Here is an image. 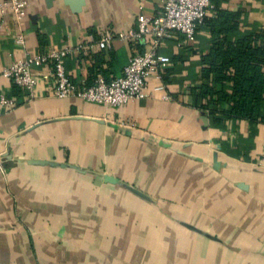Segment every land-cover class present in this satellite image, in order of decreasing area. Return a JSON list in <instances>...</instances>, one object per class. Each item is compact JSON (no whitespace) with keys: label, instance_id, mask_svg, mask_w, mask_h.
<instances>
[{"label":"crops","instance_id":"crops-1","mask_svg":"<svg viewBox=\"0 0 264 264\" xmlns=\"http://www.w3.org/2000/svg\"><path fill=\"white\" fill-rule=\"evenodd\" d=\"M25 1L20 24L0 11V95L14 101L0 108V161L15 163L0 168V264H264V119L219 124L202 108L192 88L209 32L164 39L165 88L151 81L125 106L57 98L47 64L31 67L30 97L3 69L71 47L63 62L79 87L119 77L148 48L119 33L161 14L163 0H86L79 13ZM224 7L242 12L244 30L264 29V0Z\"/></svg>","mask_w":264,"mask_h":264},{"label":"built area","instance_id":"built-area-1","mask_svg":"<svg viewBox=\"0 0 264 264\" xmlns=\"http://www.w3.org/2000/svg\"><path fill=\"white\" fill-rule=\"evenodd\" d=\"M212 8L210 0H163L161 14L139 16L137 26L119 33L118 37L136 45H148V48L143 52L134 53L124 67L122 75L111 80L99 77L94 84L79 87L67 74L63 62L64 57L72 52L71 47L53 49L18 60L3 69L1 75L26 89L32 97L36 92L38 80L31 67L47 64L52 66L54 93L57 98H77L112 107L125 106L131 101L145 98L151 81L156 82V90L165 88L163 73L171 59L158 52L162 41L174 33L183 35L189 42L195 41L198 27ZM0 11L12 13L20 24L27 17V2L4 0L0 2ZM112 40L111 36L105 37L99 41V45L109 48ZM15 41L18 45L25 46V34L20 27ZM13 105V99L4 94L0 95V108Z\"/></svg>","mask_w":264,"mask_h":264},{"label":"trees","instance_id":"trees-1","mask_svg":"<svg viewBox=\"0 0 264 264\" xmlns=\"http://www.w3.org/2000/svg\"><path fill=\"white\" fill-rule=\"evenodd\" d=\"M213 8L198 27L210 34L201 56V82L192 92L213 121L264 119V29L242 27V12L224 7L229 0H210Z\"/></svg>","mask_w":264,"mask_h":264},{"label":"water","instance_id":"water-1","mask_svg":"<svg viewBox=\"0 0 264 264\" xmlns=\"http://www.w3.org/2000/svg\"><path fill=\"white\" fill-rule=\"evenodd\" d=\"M47 2V6L48 7H51L53 5V2L54 0H46ZM64 3L69 6L73 12L75 13H79L82 11L83 7L85 6L86 4V0H64ZM10 156V155H6L5 158L6 159H3V161H0V168L2 169H6L8 168V164L11 162V159H7V157ZM6 160H9L10 162L9 163H6ZM10 164H15V163H10ZM57 164V163H56ZM58 165V164H57ZM60 166H67L65 164H59ZM107 177V176H106ZM108 181H111V182H114V183H118L119 181L117 179H114L112 177H107L106 178ZM127 188H129L130 190H132L133 192L137 193L138 195H141L143 196L142 193L134 190L133 188H130L126 185ZM241 187V186H240Z\"/></svg>","mask_w":264,"mask_h":264}]
</instances>
